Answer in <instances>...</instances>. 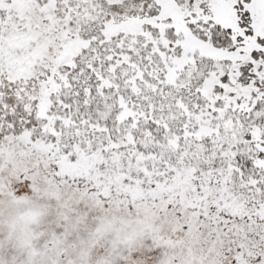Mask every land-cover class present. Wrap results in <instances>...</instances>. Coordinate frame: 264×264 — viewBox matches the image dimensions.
I'll return each mask as SVG.
<instances>
[{
	"label": "snow or ice",
	"instance_id": "1",
	"mask_svg": "<svg viewBox=\"0 0 264 264\" xmlns=\"http://www.w3.org/2000/svg\"><path fill=\"white\" fill-rule=\"evenodd\" d=\"M0 264H264V0H0Z\"/></svg>",
	"mask_w": 264,
	"mask_h": 264
}]
</instances>
